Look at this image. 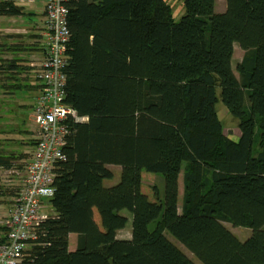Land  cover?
<instances>
[{
    "label": "trees",
    "instance_id": "1",
    "mask_svg": "<svg viewBox=\"0 0 264 264\" xmlns=\"http://www.w3.org/2000/svg\"><path fill=\"white\" fill-rule=\"evenodd\" d=\"M183 3L176 20L165 0H69L66 102L87 120L69 123L53 212L19 264H264V0H226L222 12L216 0ZM23 13L17 1L0 0V15ZM235 43L244 51L236 70ZM29 67L0 57L9 77ZM220 99L239 121L236 139L218 116ZM24 157L0 146V172L26 171L31 156L16 162ZM112 164L120 179L106 186ZM143 170L162 178L153 199L142 189ZM0 195L11 193L0 184ZM123 210L132 228L121 237ZM227 222L252 234L242 240ZM1 227L3 243L9 228Z\"/></svg>",
    "mask_w": 264,
    "mask_h": 264
},
{
    "label": "built area",
    "instance_id": "2",
    "mask_svg": "<svg viewBox=\"0 0 264 264\" xmlns=\"http://www.w3.org/2000/svg\"><path fill=\"white\" fill-rule=\"evenodd\" d=\"M69 0H43L45 28L42 34L43 59L33 65L39 84L36 98L35 123L37 136L32 157L17 196L6 210L5 224L9 228L6 240L0 243V264H19L27 241L48 213L55 192V167L65 158L64 146L70 134V122H83L87 117L66 102V66L70 30ZM47 201L48 205L44 206ZM50 214V213H49Z\"/></svg>",
    "mask_w": 264,
    "mask_h": 264
},
{
    "label": "rangeland",
    "instance_id": "3",
    "mask_svg": "<svg viewBox=\"0 0 264 264\" xmlns=\"http://www.w3.org/2000/svg\"><path fill=\"white\" fill-rule=\"evenodd\" d=\"M171 7L173 15L176 20H179L185 13V7L183 0H165ZM31 3V1H28ZM25 1L22 3L24 8L26 9V13L23 14V18H20L18 21L20 24H24V26L29 28H33L35 24L41 26L42 17L41 13L37 11L36 8L32 9L29 7V3ZM226 0H216V11L222 12L225 10ZM33 10V12L29 10ZM23 27V25L21 26ZM37 31H42L41 27L37 28ZM39 42V43H38ZM39 47L42 46V41H38ZM27 45V44H26ZM30 49L25 50L23 53L24 60L30 61L28 55ZM7 55L6 53H4ZM38 54L36 53V56ZM244 55V51L240 47L238 43H235L234 55L232 58V66L233 69L236 70L238 63L241 61ZM22 61V62H23ZM36 60L35 62H38ZM35 68V67H34ZM28 68L26 71L21 74L18 73H0V146H3L4 150L9 153H13L14 155H18L19 153H24L25 157L17 160V164H22L23 166L29 160L31 156V147L34 145L35 138V109H36V98L39 94V90L31 89H23V90H12L13 82H27L29 85H37V80L35 78L34 69ZM142 89L143 84L139 86V108L142 106ZM218 94H220V90H218ZM239 104L240 106H244L247 104L245 94L243 92L239 95ZM218 116L222 121L225 132L230 137L236 139L239 136V121L233 115L230 108H228L220 99L217 104ZM186 162H183V167ZM17 168L13 170H6L0 172V184L3 185L8 191H10L11 195H0V235H5V230L1 227L4 225L6 210L13 202L16 197L17 192L19 191L22 180L25 176L24 168ZM110 168L114 172V176L111 179H106L104 184L106 186H111L116 184L120 179L121 167L119 165L112 164ZM253 170V168H251ZM162 181V178L159 174L142 171V189L143 191L149 195L150 199L154 198V186ZM183 172L180 173V197L183 199ZM183 202V200H182ZM48 202H44V206H47ZM53 212V209L49 206L42 208V213ZM123 213L128 215L129 219L126 224V227L121 229V236L123 233L126 235L129 231L131 232L132 228V215L128 210H123ZM226 226L233 231L240 239L245 240L252 234V228L247 226H234L232 223L227 222ZM129 230V231H128ZM166 235L177 245L179 246L188 256L192 259L196 260L194 254L186 248L176 237H174L169 231L165 232ZM123 234V235H124Z\"/></svg>",
    "mask_w": 264,
    "mask_h": 264
},
{
    "label": "crops",
    "instance_id": "4",
    "mask_svg": "<svg viewBox=\"0 0 264 264\" xmlns=\"http://www.w3.org/2000/svg\"><path fill=\"white\" fill-rule=\"evenodd\" d=\"M15 1H17V3L22 5L23 7L24 5L22 3H25V1L26 2L31 1V3L28 2L29 7H31L32 9L36 8L37 11L41 13V17H42L41 24L43 25L38 26V24H35L33 28H29V26L26 27L24 26V24H20L18 20L20 18H23L21 16H23V14L26 13L25 8H24V13L21 15H17V16L0 15V43L8 47V49L4 48L5 50L0 51V57L6 60L14 59L15 57H20L23 61L25 59L23 56L24 51L30 49V51L27 52V53H30V56L28 55V58L30 59V61H23V63L26 65H30V66L37 65L43 59V54H44L42 46L39 47V44H37L39 40L42 41V34H43L45 23H46L43 0H15ZM32 9L29 11L34 13ZM22 25L23 27H21ZM39 27H41L42 31H37V28ZM16 46H20V47L16 48ZM4 53H6L7 55H5ZM36 53L38 54L37 56H36ZM36 60H39V61L35 62ZM34 131H35L34 138L36 140L37 126L35 127ZM34 146H35V143H34ZM34 146L31 147V157H32V153L34 150ZM183 191H184V187H183ZM178 205H179V208L181 209L182 199L180 197V175H179ZM49 213H52V212L50 211ZM121 232L122 230L119 233L121 234ZM123 234L121 235V237L124 236ZM128 234L129 232L126 233V235ZM76 241H77V235L71 234L70 248L72 250L75 249L76 247Z\"/></svg>",
    "mask_w": 264,
    "mask_h": 264
}]
</instances>
